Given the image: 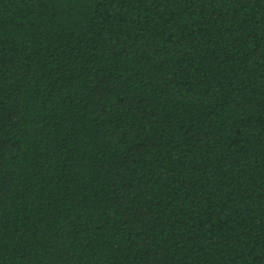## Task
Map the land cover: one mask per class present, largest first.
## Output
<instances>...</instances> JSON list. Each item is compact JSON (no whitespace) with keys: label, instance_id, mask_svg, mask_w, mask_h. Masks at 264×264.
<instances>
[{"label":"trees","instance_id":"obj_1","mask_svg":"<svg viewBox=\"0 0 264 264\" xmlns=\"http://www.w3.org/2000/svg\"><path fill=\"white\" fill-rule=\"evenodd\" d=\"M0 264H264V0H0Z\"/></svg>","mask_w":264,"mask_h":264}]
</instances>
